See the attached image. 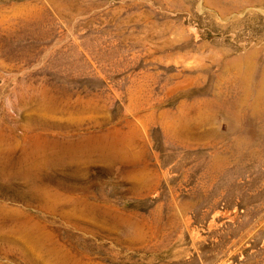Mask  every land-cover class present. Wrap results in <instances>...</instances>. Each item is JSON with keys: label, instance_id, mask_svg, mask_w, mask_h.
<instances>
[{"label": "rangeland", "instance_id": "rangeland-1", "mask_svg": "<svg viewBox=\"0 0 264 264\" xmlns=\"http://www.w3.org/2000/svg\"><path fill=\"white\" fill-rule=\"evenodd\" d=\"M0 264H264V0H0Z\"/></svg>", "mask_w": 264, "mask_h": 264}]
</instances>
